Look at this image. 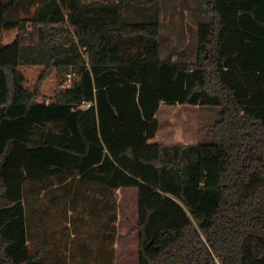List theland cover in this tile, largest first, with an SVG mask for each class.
<instances>
[{"label": "trees", "instance_id": "trees-1", "mask_svg": "<svg viewBox=\"0 0 264 264\" xmlns=\"http://www.w3.org/2000/svg\"><path fill=\"white\" fill-rule=\"evenodd\" d=\"M196 2L189 58L170 59L157 12L130 15L155 0H0V264H113L123 187L138 264H264V0ZM161 103L218 107L213 139L153 141ZM74 178L81 212L103 202L92 262L26 206Z\"/></svg>", "mask_w": 264, "mask_h": 264}, {"label": "rangeland", "instance_id": "rangeland-1", "mask_svg": "<svg viewBox=\"0 0 264 264\" xmlns=\"http://www.w3.org/2000/svg\"><path fill=\"white\" fill-rule=\"evenodd\" d=\"M150 8L138 7L130 13L132 18L150 19L156 11L159 19L160 54L163 58H189L188 54L195 44L197 22L204 17V12L196 0H155ZM68 12V11H67ZM203 16V17H202ZM207 18V15H205ZM16 35V29L2 31L0 46L10 43ZM193 57V56H190ZM67 70L64 81L68 80ZM71 76H75L71 73ZM63 81V83H64ZM62 83V84H63ZM63 86V85H62ZM218 107L199 105H180L161 103L156 114L159 121L157 135L153 141L163 143L190 144L213 139V123L218 118ZM59 188L51 187L30 197L26 202L27 209L46 208L45 215L56 230V246L65 249L61 237L68 236L69 259L92 262L97 249L102 244L97 235L98 225H94V217L103 214L102 203L91 212L80 211L78 185L72 179ZM56 195L51 201L50 197ZM119 205L117 212V234L113 247V264H138V231L137 225V193L135 188L116 191ZM30 222L29 240L39 230L38 220L28 211ZM29 241V242H30ZM64 254V251H62Z\"/></svg>", "mask_w": 264, "mask_h": 264}, {"label": "built area", "instance_id": "built-area-1", "mask_svg": "<svg viewBox=\"0 0 264 264\" xmlns=\"http://www.w3.org/2000/svg\"><path fill=\"white\" fill-rule=\"evenodd\" d=\"M66 75L68 77V80L64 82V85L63 86H68L69 83H70V80H71V74L70 73H67Z\"/></svg>", "mask_w": 264, "mask_h": 264}, {"label": "crops", "instance_id": "crops-1", "mask_svg": "<svg viewBox=\"0 0 264 264\" xmlns=\"http://www.w3.org/2000/svg\"><path fill=\"white\" fill-rule=\"evenodd\" d=\"M157 114V113H156ZM156 114H155V116H156ZM121 189H130V188H119L118 190H121ZM44 190H42L41 192H43ZM40 193V192H39Z\"/></svg>", "mask_w": 264, "mask_h": 264}]
</instances>
